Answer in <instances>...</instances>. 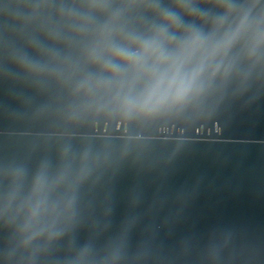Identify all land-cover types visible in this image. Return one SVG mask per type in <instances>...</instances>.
Instances as JSON below:
<instances>
[{"label":"water","instance_id":"obj_1","mask_svg":"<svg viewBox=\"0 0 264 264\" xmlns=\"http://www.w3.org/2000/svg\"><path fill=\"white\" fill-rule=\"evenodd\" d=\"M183 2L0 0V264H264V0Z\"/></svg>","mask_w":264,"mask_h":264},{"label":"clouds","instance_id":"obj_2","mask_svg":"<svg viewBox=\"0 0 264 264\" xmlns=\"http://www.w3.org/2000/svg\"><path fill=\"white\" fill-rule=\"evenodd\" d=\"M182 6L188 7V4L182 0ZM168 19H170L172 23H175V20L171 17H168ZM143 49L144 52L135 57L129 56L124 50H121L119 54L123 58L130 60L133 64L143 67L146 63L148 54L159 52V45L157 44V41L153 39L145 41L143 43ZM159 58H164L162 52H160ZM197 75L198 71L193 73L191 76L181 75L179 71L173 72L171 76L167 73L161 74L157 77L148 95L142 102H137L136 100L129 98L124 104V110L127 114L131 115L137 111L138 106L140 110H143L145 107L169 95L179 101L183 99L191 90Z\"/></svg>","mask_w":264,"mask_h":264}]
</instances>
